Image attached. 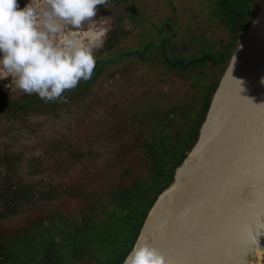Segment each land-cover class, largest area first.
<instances>
[{"label": "flooded vegetation", "instance_id": "1", "mask_svg": "<svg viewBox=\"0 0 264 264\" xmlns=\"http://www.w3.org/2000/svg\"><path fill=\"white\" fill-rule=\"evenodd\" d=\"M109 1L123 6L133 27H124L120 20L116 23L117 17L111 15L105 44L95 52L93 76L64 94L67 103H45L36 95H27L16 89L11 78L0 80V116L10 117L15 124L29 122L27 118L31 114L60 116V111H70L74 107L73 102L88 95L91 88L98 85L107 89L105 94L108 91V99L109 96L116 99L128 92L122 96L125 103L142 96L160 102L159 107L150 106L142 115L122 114L123 108L119 110L122 106L114 107L111 111L115 112L105 115L108 125L103 127L105 131L102 135L112 143L108 158L100 159V154L94 153L92 146H82L77 150V145L73 147L71 141L70 144L66 143L69 147L58 148L56 162L60 164V173L68 171L69 177L48 190L52 196L55 193L60 195V205L50 211L46 218L37 219L32 224L34 234L38 235L27 239L34 248L39 238H54L84 226L88 216L101 214V205L112 206L113 196H118L124 189L133 188L139 181H149L148 184L153 186L168 178L171 168L174 172L180 151L187 153L189 145H193L198 132L195 121L201 111H207L227 63V50L234 49L230 46L232 26L222 10L227 0H212L209 17L199 16L191 10L178 13L176 0H156L160 6L163 5L158 11L153 6L158 4L152 1H149V5L148 2L140 3V0ZM18 2L23 8L29 0ZM183 15L188 20L183 19ZM205 21L209 25L215 24L218 30L222 26L224 34L218 38L216 34L205 33V29L202 32L201 28L193 27ZM205 43H210L213 52L197 54L196 51L199 47H205ZM140 68L143 72L137 81L143 84V90L138 95L132 87ZM194 88L200 89V94L196 95ZM164 103L168 105L163 106ZM129 120L132 122L128 124ZM6 154L8 152L0 150V156ZM161 158L165 159L163 163L159 162ZM12 169L6 159L0 158V193L6 195V198L2 196L0 199V217L15 213L19 208H30L36 202L38 190L32 184L20 180L6 181ZM171 175L173 177V173ZM71 200L80 214L77 223L71 220V207H66ZM16 235L7 237L0 232L5 246L7 243L11 246L10 250H6L12 257L13 247L19 241Z\"/></svg>", "mask_w": 264, "mask_h": 264}, {"label": "water", "instance_id": "2", "mask_svg": "<svg viewBox=\"0 0 264 264\" xmlns=\"http://www.w3.org/2000/svg\"><path fill=\"white\" fill-rule=\"evenodd\" d=\"M262 81L264 0L228 58L193 145L133 245L148 241L170 264H227L236 253L241 215L264 170Z\"/></svg>", "mask_w": 264, "mask_h": 264}, {"label": "rangeland", "instance_id": "3", "mask_svg": "<svg viewBox=\"0 0 264 264\" xmlns=\"http://www.w3.org/2000/svg\"><path fill=\"white\" fill-rule=\"evenodd\" d=\"M149 1H152L153 4L156 3V0H140V3L145 4L148 2V4H146L149 5L151 4ZM156 4H158V6H153H155L157 8L156 11H158L163 5L160 6L159 2ZM211 7L212 0H176V11L181 14L186 10H191L195 11L199 16L209 17V15H211ZM141 8L142 6L140 9ZM111 15L117 17L116 20L114 19L117 21L116 23L120 20L119 23L124 27H133V22L126 16V11L123 9V6L121 7L111 1H109L105 7L98 6L97 16L95 17L97 27L101 25L109 27L111 25ZM182 18H185L184 15ZM185 19L188 20V18ZM195 19L196 18H194V20ZM198 19L200 20V18ZM88 23L89 22H85V27ZM214 25H209L208 22L205 21L193 27L198 28V30L201 28L202 32L203 29H205V33L208 32L211 35L216 34V36L220 38V36L224 34L222 30L223 27L221 26L222 28L220 27L219 31L216 29L217 26ZM204 52H213L210 43L208 45L205 43V47H199L196 51L197 54H202ZM142 72V68H140L136 74L135 84L132 87L133 92L138 95H140L143 90V84L137 81L140 76H142ZM91 89L88 95L72 103L74 107L71 106L72 108L70 111H60V116L52 117L49 115L43 117L39 114H31L27 118L29 122L22 124H15L10 117L0 116V150L8 152L6 156H0V158L6 159L9 168L13 167V169L16 170V174L14 175L13 169L9 172L10 175L6 176V181L9 180L11 182L20 180L23 181V183L32 184L35 189L38 190L36 202L32 207L30 205V208H19L15 213L0 217V232L2 235L8 237L10 234H17L19 240L16 242L15 247H13L14 257L10 255L6 257L7 264H14L13 262H15V264H23V262L20 261H25L33 249L30 244L32 242L27 238H29V236L35 235L36 237V235H38L36 233L34 234L35 231L32 228V224L36 222L37 219L46 218L47 215L50 214V211H53L55 207L60 205V195L55 193L56 195L52 196L48 193L51 187L54 185L57 186L59 182H63V178L69 177L68 171L66 173H60V164L56 162L58 148H61V146L69 147L66 145L71 141L73 147L77 145V147H75L77 150L82 146L83 148L92 146L93 152H98L100 154L98 156L100 159L108 158L111 156L110 150L112 143L106 140L102 135V132L105 131L103 127L108 125L104 119L105 115L109 112H115L111 111L114 107L121 106L119 110L123 108L120 112L122 114L132 113V115H142L144 111L151 108L150 106L159 107L158 103H160H157V99L143 98L144 96H142V98H135L134 100H127L125 103L122 96H125L128 92L116 99L110 96L108 99V95H106L108 91L105 94L107 89H103L101 85L92 87ZM193 92L198 95L201 90L194 88ZM167 105L168 104L164 103L163 106ZM191 113L192 112L189 113L190 116ZM131 122L132 120H129L127 123L129 124ZM128 130L130 129L128 128ZM7 159L10 163L7 162ZM11 164L13 166H11ZM72 172L75 173L74 170H72ZM1 194L2 193H0V199L2 196L6 198V195ZM73 202L72 200L69 203L67 202L66 207H71V220L77 223L80 220V214L76 211ZM1 204L0 202V206ZM10 247L9 243H7L6 248L10 250ZM11 259H14V261L12 262ZM83 259L80 260L81 263L79 264H93L89 260ZM6 262L3 261L1 264H6Z\"/></svg>", "mask_w": 264, "mask_h": 264}, {"label": "clouds", "instance_id": "4", "mask_svg": "<svg viewBox=\"0 0 264 264\" xmlns=\"http://www.w3.org/2000/svg\"><path fill=\"white\" fill-rule=\"evenodd\" d=\"M109 0H0V80L45 103H67L64 95L89 81L95 52L110 28L97 27L98 6ZM85 22H90L85 27ZM264 82V81H262ZM123 264H170L148 241L137 239Z\"/></svg>", "mask_w": 264, "mask_h": 264}, {"label": "trees", "instance_id": "5", "mask_svg": "<svg viewBox=\"0 0 264 264\" xmlns=\"http://www.w3.org/2000/svg\"><path fill=\"white\" fill-rule=\"evenodd\" d=\"M262 2L263 0H227L222 6L223 13L232 26L233 36L230 43L232 49ZM232 51L227 50V56H230ZM205 112L201 111L195 121L197 129ZM191 146L190 144L188 150ZM185 155V151H180L175 166ZM163 161L165 159H159L160 163ZM172 173L173 168L170 169L169 177L158 185L151 186L148 184L149 181L144 180L136 183L133 188L122 190L118 196L112 197V206L101 205V214L96 217L88 216L83 223L84 226L54 238H39L36 247H33L25 261L20 262L79 264L84 258L83 260H89L93 264H120L132 248L153 201L171 182ZM3 241L4 239L0 238V262L6 260L9 252Z\"/></svg>", "mask_w": 264, "mask_h": 264}, {"label": "bare ground", "instance_id": "6", "mask_svg": "<svg viewBox=\"0 0 264 264\" xmlns=\"http://www.w3.org/2000/svg\"><path fill=\"white\" fill-rule=\"evenodd\" d=\"M235 250L227 264H264V170L252 185L250 199L241 215Z\"/></svg>", "mask_w": 264, "mask_h": 264}]
</instances>
